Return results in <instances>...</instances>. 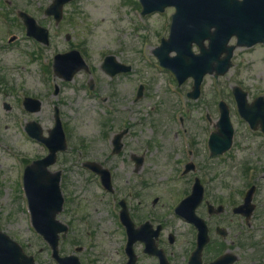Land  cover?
Instances as JSON below:
<instances>
[{"label":"rangeland","instance_id":"374dc122","mask_svg":"<svg viewBox=\"0 0 264 264\" xmlns=\"http://www.w3.org/2000/svg\"><path fill=\"white\" fill-rule=\"evenodd\" d=\"M137 1L74 0L64 7L63 19L56 26L53 19L50 18L49 21L43 15L51 0H0V80H3L0 83V230L15 240L26 254L34 256L36 264L53 263L48 246L30 225L24 197H17L15 162L11 159L12 154H18L21 162L31 161L45 154L43 147L24 133L23 128L27 122H37L46 135L53 126V107L59 108L64 131L68 135L69 153L58 160V166L63 171L70 167L74 173L75 165L70 163L74 161L77 146L84 143L89 148V156L97 154L98 149L104 152V147L100 145L99 148L97 144L99 132H113L121 128L122 122H130L129 125L136 126L133 129L135 138L148 142L150 148L147 157L149 182L152 184L150 190L157 191L168 185L169 188L166 189H174L175 184L171 182L155 180L176 170L175 154L179 151L180 139L174 134L178 125L176 120L173 123L172 116L177 113L184 117L188 115L186 120L195 127V137L202 141L207 107L221 96L222 88L248 78L264 77V48L254 47L249 53L238 49L229 73L217 82L206 77L201 86L200 98L195 102H186L179 108L177 99L170 98L172 94L178 97L177 94L190 91L192 82L186 81L181 88L175 86L178 92L173 93V77L157 66L151 54L161 37H167L174 10L166 9L163 13L141 17ZM18 11L29 14L41 26L49 27L48 47L39 49L25 39L19 28L7 27L5 21L16 18ZM19 22L21 21L15 23ZM10 35H15L11 44L7 42ZM72 49L81 53L89 67V73L81 71L68 84L53 79L51 73L49 78L44 77L45 63L49 67L54 55ZM29 54L39 57L33 60ZM107 55H114L119 62L129 63L132 72L113 81L109 80L99 69ZM91 81L94 82L92 92L87 88ZM111 82L128 86L123 92L115 94L112 102H105V108L101 99L111 95L108 91ZM141 82L146 84V102L130 104L132 89ZM54 84L60 88L57 96L52 95ZM24 96L42 102L38 114H28L23 110L21 101ZM5 103L10 105V111H5ZM108 106L111 110L114 108L118 115L112 114ZM121 106L131 109L133 117L123 118L125 110ZM178 108L179 111L174 113ZM141 114L144 121L140 120ZM197 147L201 148V145L198 144ZM123 162L122 157L113 160V165L118 168V175ZM67 175L70 176V173ZM154 180L160 185H154ZM121 183H124V178ZM76 185L71 176L66 182L62 181L63 190L67 191V187L72 186L75 196L95 202L89 209L95 221L105 217L108 210L105 200L95 198L90 188H86L85 192H78L76 189L79 186ZM74 207L77 209L76 205ZM70 208L68 203V209ZM68 209L66 206L63 215L59 217L60 221L72 227L68 239L60 244L61 254H72L74 247H86L79 256L82 264L124 263L121 255L123 243L121 245L117 240L118 236H122L120 231L106 236L104 223L96 221L97 231L94 228L95 232L86 236L82 225L68 218ZM74 214H77V210ZM106 222L110 223V219L107 218Z\"/></svg>","mask_w":264,"mask_h":264},{"label":"flooded vegetation","instance_id":"af4514ba","mask_svg":"<svg viewBox=\"0 0 264 264\" xmlns=\"http://www.w3.org/2000/svg\"><path fill=\"white\" fill-rule=\"evenodd\" d=\"M18 27L21 30L22 26ZM255 47L264 48V45ZM253 48L241 50L249 53ZM127 86L111 82L108 90L111 95L103 97L101 101L112 102L113 96L123 92ZM234 87L244 94L245 108L244 103L239 104L236 99ZM222 90L220 98L207 107L202 141L195 137L193 124L184 119L180 121V128L192 147L188 146L185 153L180 144L179 153H176L178 161L175 173L155 179L175 184L174 189H166L168 185L157 191L150 190L152 184L147 167L150 148L148 142L135 138L133 129L136 126L129 125L130 122H122L121 128L105 135L99 132L97 144L99 148L100 145L104 147V152L98 149L97 154L89 156V148L84 143L80 144L78 158L70 163L75 165L76 173L70 167L63 171L56 164L55 170L61 172L62 178L66 174L65 182L71 176L77 183L78 192L90 188L95 198L110 203L107 215L96 221L104 223L106 236L121 232L122 236H118L117 240L123 243V264H264V126L262 128L260 124L261 118L264 121V77L228 84ZM133 91L134 88L130 104L146 102L144 87L139 100H136ZM219 103L228 111L233 132L231 148L222 156L210 157L207 145L219 118ZM121 107L124 109V106ZM113 114H116L115 109ZM122 114L123 118L133 117L134 112L125 109ZM242 115L251 119L253 127ZM140 120L144 121L142 114ZM121 132H124L122 147L115 154L112 139ZM174 134L177 138L179 136L181 143L179 128ZM198 144L201 148L197 147ZM117 157H122L124 161L119 167V175L117 166L113 165ZM86 163H95L109 171L113 187L109 195L102 190L98 175L84 167ZM257 164L263 166L257 167ZM245 165L250 167L249 174L244 171ZM14 168L17 179L19 172ZM245 178H250L246 185ZM155 180L154 185H160ZM250 187H254L250 211L244 209L241 212L246 191ZM71 188L68 186L65 190L71 207L68 209V218L75 222L84 219L90 226L97 227L89 210L95 202L78 198ZM122 203L127 215L126 228L121 225L119 218ZM75 210L77 214H74ZM107 218L110 223L106 222ZM85 249L82 248L80 253ZM148 250L159 253V256L150 254Z\"/></svg>","mask_w":264,"mask_h":264},{"label":"water","instance_id":"95a60500","mask_svg":"<svg viewBox=\"0 0 264 264\" xmlns=\"http://www.w3.org/2000/svg\"><path fill=\"white\" fill-rule=\"evenodd\" d=\"M69 1L54 0L47 12L53 14L58 20L62 6ZM140 2L143 15L162 11L167 6L176 8L169 40L162 42V47L156 55L162 65L176 74L180 83L190 76L195 79L196 87H198L206 73L216 72V76L224 74L229 67L231 55V49L226 48V42L232 35H236L240 42L244 40L246 46L264 42V0H243V2L236 0H140ZM21 16L25 15L21 14ZM29 21L32 24V21ZM212 27L216 30L210 34L209 30ZM227 28L228 32L225 33L224 30ZM204 39L210 40L209 50L205 51L201 48L200 55H193L191 43L199 45ZM172 51L176 53V56L169 58L168 55ZM224 52L227 54L221 58ZM108 60L112 59L106 61ZM103 67L107 70L111 68L108 63ZM80 68H85V65L77 52L55 58V73L61 74L66 80H70ZM112 74L114 73H110ZM23 105L29 113H37L41 107L39 101L29 98L24 100ZM55 120V126L49 132L48 139L41 137V128L36 123L31 122L25 127L27 134L48 146L51 153L44 160L26 169L24 185L34 228L51 245L53 255L59 264H74V258L64 261L58 257L56 251L57 235L66 232V227L55 220L62 208L63 200L59 190V174L50 175L46 168L54 164L56 152L64 151L66 146L57 112ZM217 139L215 137L210 141L212 151L218 147ZM35 184L42 186L44 195L36 191ZM3 239L9 241L0 234V262L11 261L12 264H25V258H22L19 248L16 247L19 255L17 257L4 249Z\"/></svg>","mask_w":264,"mask_h":264},{"label":"bare ground","instance_id":"6f19581e","mask_svg":"<svg viewBox=\"0 0 264 264\" xmlns=\"http://www.w3.org/2000/svg\"><path fill=\"white\" fill-rule=\"evenodd\" d=\"M42 190V189H41Z\"/></svg>","mask_w":264,"mask_h":264}]
</instances>
